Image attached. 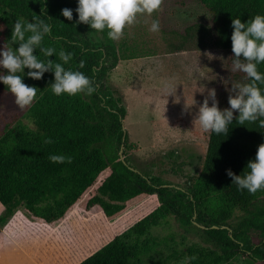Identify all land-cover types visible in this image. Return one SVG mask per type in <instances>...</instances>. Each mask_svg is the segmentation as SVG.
Returning a JSON list of instances; mask_svg holds the SVG:
<instances>
[{
    "label": "trees",
    "instance_id": "trees-1",
    "mask_svg": "<svg viewBox=\"0 0 264 264\" xmlns=\"http://www.w3.org/2000/svg\"><path fill=\"white\" fill-rule=\"evenodd\" d=\"M199 1L211 14L212 25L191 24L184 37L195 38L201 47L212 44L226 51L218 107L228 108L229 96L238 90L235 86L248 82L245 73L232 70L231 21L239 17L245 22L264 14V0ZM65 7L73 9L72 20L61 14ZM76 7L77 0H0L5 41L18 18L30 22L34 17L44 19L52 30L42 46L54 47L57 53L61 48L71 52L72 58L64 67L83 72L95 88L91 94L56 96L51 91L52 71L41 79L23 76L26 85L38 88L26 112L33 126L17 123L0 135V226L18 207L44 222L62 219L109 167L97 194L88 199L89 205H96L107 218L117 216L126 202L142 195L155 194L158 205L77 264H180L191 256L196 259L190 264H227L241 254L250 264L264 263V190H239L226 174L229 168L237 175L248 171L247 162L264 143V117L238 124L235 118L239 113L234 111L227 134L208 133L200 169L188 178L185 188L131 169L125 153L124 160L118 154L126 108L117 91L106 83L121 57L107 29L97 31L77 22ZM11 46L16 48L19 42ZM34 54L44 58L39 48ZM49 59L63 63L55 53ZM81 61L83 68L79 67ZM258 70L264 73V63ZM5 93L10 92L0 82V94ZM46 137L53 142L46 144ZM127 142L125 132L124 144ZM52 154L71 160L54 163L49 160ZM235 210L242 214L231 224ZM171 217L183 230L196 234L203 245L178 240L173 231L164 235L152 232Z\"/></svg>",
    "mask_w": 264,
    "mask_h": 264
},
{
    "label": "rangeland",
    "instance_id": "rangeland-1",
    "mask_svg": "<svg viewBox=\"0 0 264 264\" xmlns=\"http://www.w3.org/2000/svg\"><path fill=\"white\" fill-rule=\"evenodd\" d=\"M155 18H159L161 28L151 32ZM195 23L212 25L211 14L199 0H162L150 16L138 15L121 38L114 40L121 58L106 82L126 108L123 125L128 142L123 153L128 162L137 171L183 188L200 169L207 146L208 133L195 120L196 113L209 88L215 89L219 104L227 56L224 49L212 44L201 47L195 38L184 37L186 28ZM1 25L0 47H4L2 31L6 25ZM27 108L19 109L11 93L0 94V135L17 123L32 127ZM109 172L107 167L58 221L32 218L18 207L0 226V241L7 245L14 264H77L158 205L155 194L142 195L126 202L117 216L107 218L87 201L97 194L100 180ZM241 214L235 210L229 222L235 224ZM170 231L185 243L203 245L196 234L183 230L172 217L152 229L156 235ZM245 257L241 254L227 264H250Z\"/></svg>",
    "mask_w": 264,
    "mask_h": 264
},
{
    "label": "clouds",
    "instance_id": "clouds-1",
    "mask_svg": "<svg viewBox=\"0 0 264 264\" xmlns=\"http://www.w3.org/2000/svg\"><path fill=\"white\" fill-rule=\"evenodd\" d=\"M162 0H77L75 9L78 13L77 22L85 23L91 29L103 31L107 29L109 39L118 40L124 34L126 26L137 21L138 15H151L159 9ZM61 14L68 20L73 19V9L63 8ZM231 48L233 53L232 70L246 74L247 83H238L235 95L228 98L229 107H218L216 92L209 88L207 96L200 104L195 120L204 132L227 134L229 125L233 122L234 111L238 112L235 118L238 124L246 121H256L264 117V73L258 70V65L264 63V14H256L251 19L242 22L239 17L232 18ZM161 28L159 18L152 20L149 31L157 32ZM3 25H0V30ZM51 25L44 19L34 17L33 21H25L18 18L12 25L11 36L0 47V82L7 86L8 91L15 97V104L19 109L30 106L37 97L38 88L29 86L23 82V76L33 79H41L48 71L54 73L51 83V91L54 95L68 94L74 96L80 93L91 94L95 90L90 78L79 70L66 69L64 67L72 58L71 52L63 48L57 50L54 47L42 46L44 37L50 34ZM19 42V46L13 48V43ZM40 49V55L34 54V49ZM58 54L60 61L55 62L49 57ZM80 68L84 67L81 61ZM25 68L28 69L25 73ZM7 70L6 72L3 70ZM209 99L212 103L209 105ZM186 106H190L187 105ZM264 126V120H261ZM52 143L51 137L45 141ZM71 160L61 154H52L49 160L54 163H63ZM243 175L235 174L232 169H226V174L232 178L239 190H247L255 193L264 190V143L257 147L255 157L250 159ZM195 256L185 257L180 264H190Z\"/></svg>",
    "mask_w": 264,
    "mask_h": 264
},
{
    "label": "crops",
    "instance_id": "crops-1",
    "mask_svg": "<svg viewBox=\"0 0 264 264\" xmlns=\"http://www.w3.org/2000/svg\"><path fill=\"white\" fill-rule=\"evenodd\" d=\"M0 264H14L8 247L3 241H0Z\"/></svg>",
    "mask_w": 264,
    "mask_h": 264
},
{
    "label": "water",
    "instance_id": "water-1",
    "mask_svg": "<svg viewBox=\"0 0 264 264\" xmlns=\"http://www.w3.org/2000/svg\"><path fill=\"white\" fill-rule=\"evenodd\" d=\"M122 130H123V135H122V139H121V143H120V146H119V150H118V154H119V158L121 159V160H124V156H123V147H124V134H125V127H124V125H123V120H122ZM126 164H128L127 162H126ZM129 167L131 168V169H134L131 165H129ZM169 185V184H168ZM171 186V185H170Z\"/></svg>",
    "mask_w": 264,
    "mask_h": 264
}]
</instances>
